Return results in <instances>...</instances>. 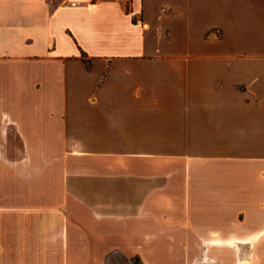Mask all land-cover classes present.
<instances>
[{"label": "crops", "instance_id": "crops-1", "mask_svg": "<svg viewBox=\"0 0 264 264\" xmlns=\"http://www.w3.org/2000/svg\"><path fill=\"white\" fill-rule=\"evenodd\" d=\"M121 258L264 264V0H0V264Z\"/></svg>", "mask_w": 264, "mask_h": 264}, {"label": "rangeland", "instance_id": "rangeland-1", "mask_svg": "<svg viewBox=\"0 0 264 264\" xmlns=\"http://www.w3.org/2000/svg\"><path fill=\"white\" fill-rule=\"evenodd\" d=\"M120 260L122 261L121 264H125V261L122 258Z\"/></svg>", "mask_w": 264, "mask_h": 264}, {"label": "bare ground", "instance_id": "bare-ground-1", "mask_svg": "<svg viewBox=\"0 0 264 264\" xmlns=\"http://www.w3.org/2000/svg\"><path fill=\"white\" fill-rule=\"evenodd\" d=\"M247 240V239H246Z\"/></svg>", "mask_w": 264, "mask_h": 264}]
</instances>
